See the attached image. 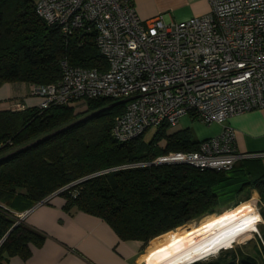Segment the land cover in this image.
Returning a JSON list of instances; mask_svg holds the SVG:
<instances>
[{"label":"trees","instance_id":"1","mask_svg":"<svg viewBox=\"0 0 264 264\" xmlns=\"http://www.w3.org/2000/svg\"><path fill=\"white\" fill-rule=\"evenodd\" d=\"M36 3L0 0V84L55 82L62 76L64 59L83 67L108 66L95 31L78 29L66 37L58 24H48L38 14ZM116 101L90 98L82 111L66 104L0 108V238L15 225L0 244V259L6 253L28 254L27 245L39 236L15 210L58 189L67 207L101 216L121 238L145 245L214 211L250 183L264 201V174L253 176L244 159L220 170L153 162L165 152L198 149L200 140L189 129L171 131L163 123L149 143L143 140L147 131L129 141L115 139L114 118L126 106H109ZM261 214L264 218V209ZM246 257L258 264L255 257Z\"/></svg>","mask_w":264,"mask_h":264},{"label":"built area","instance_id":"2","mask_svg":"<svg viewBox=\"0 0 264 264\" xmlns=\"http://www.w3.org/2000/svg\"><path fill=\"white\" fill-rule=\"evenodd\" d=\"M210 3L202 15L168 23L162 15L142 18L131 0H37L38 14L66 37L78 29L95 31L108 63L83 67L64 59L60 79L31 86L42 96L39 106L66 104L82 111L90 98H129L111 129L119 141L163 123L176 126L188 113L222 123L264 107V0ZM235 140L234 129L225 126L200 140L198 149L170 151L153 162L230 169L246 155Z\"/></svg>","mask_w":264,"mask_h":264},{"label":"crops","instance_id":"3","mask_svg":"<svg viewBox=\"0 0 264 264\" xmlns=\"http://www.w3.org/2000/svg\"><path fill=\"white\" fill-rule=\"evenodd\" d=\"M131 1L142 18L162 15L168 23L202 15L211 9L210 0ZM31 86V83L20 80L0 84V108L13 107L17 103L38 105L42 96L33 94ZM207 124L212 127L209 136L218 133L225 126L233 128L237 150L246 154L242 158L245 166L251 169L253 176L264 174V107L233 114L222 123ZM177 126L178 124L173 126L171 131L189 129L196 139L190 127ZM151 129L153 133L157 128ZM248 193L253 198L260 195L257 188L245 187L237 196ZM66 202V197L57 192L32 206L15 210L17 215L20 213V220L34 228L39 236L27 245L28 254L6 253L0 259V264H142L141 257L148 247L154 245L151 242L157 237L146 245L138 239H123L103 217L76 206L67 207ZM165 240L167 237H162L152 251L168 244V241L163 243ZM159 244L161 245L158 246ZM232 253L241 256L239 252ZM227 260L228 258L224 261Z\"/></svg>","mask_w":264,"mask_h":264},{"label":"bare ground","instance_id":"4","mask_svg":"<svg viewBox=\"0 0 264 264\" xmlns=\"http://www.w3.org/2000/svg\"><path fill=\"white\" fill-rule=\"evenodd\" d=\"M263 217L256 208L208 215L199 224L189 225L183 231L174 229V237L159 250L149 247L144 256L146 264H191L221 249H229L242 239L259 231ZM158 238V236H157Z\"/></svg>","mask_w":264,"mask_h":264},{"label":"rangeland","instance_id":"5","mask_svg":"<svg viewBox=\"0 0 264 264\" xmlns=\"http://www.w3.org/2000/svg\"><path fill=\"white\" fill-rule=\"evenodd\" d=\"M15 81V80H14ZM33 85V84H32ZM177 127H190L192 129V131L195 134V138L197 140H203L204 138H207L211 133H212V127L209 126L207 123H204V121L200 120L197 117H194L192 114L188 113V114H184V116L182 118H180L179 122H178V126ZM168 130H172V126L168 127ZM152 131L153 129H150L147 131L146 135L143 137V140L147 143H149L150 139L152 138ZM169 152H165L162 153L160 155L163 154H167ZM158 155V156H160ZM157 156V157H158ZM247 187H251V183L250 185H247ZM247 194L240 196H235L232 197L231 199H225L220 201L219 205L217 206V208H215L214 211H209V212H205L202 214H199L197 216H195L192 220L183 223L182 225H179L178 227H176L175 229H179V230H183L185 231L189 225L192 224H199L200 222H202L209 214L210 215H221V214H228V212H234V211H239V210H246L248 208H256V210H258V212L261 214V211L264 209V201L262 200L261 196L258 195L257 198H253L252 194L248 197ZM247 200V201H245ZM244 201V202H242ZM242 202V203H241ZM261 216L263 217V215L261 214ZM174 229L163 233L161 235L158 236V239L156 238L155 240H152L151 244L153 243L154 245L151 247L152 250L155 249L156 243L158 241H160V239H162V237L166 238L167 240H165L166 243L167 241L173 240L174 237H169L171 235ZM162 244V243H161ZM161 244H159L158 246H160ZM149 249V247H148ZM148 249H147V253H148ZM225 249V248H224ZM223 249H221L219 252L215 253L214 255H208L204 258H202L199 261L193 262L191 264H215L214 262H217V260H226V258L229 259L230 254H232V252L236 251L239 252V254L241 256H253L257 259L258 264H264V218H263V222H261L259 224V231L253 233L252 235H250L249 237L242 239L241 241L237 242L235 244L234 247L232 248H227L225 249L224 252H222ZM146 252L143 254V256L141 257V260L143 262H141L142 264H146L145 260H144V256H146ZM222 252V253H221Z\"/></svg>","mask_w":264,"mask_h":264},{"label":"water","instance_id":"6","mask_svg":"<svg viewBox=\"0 0 264 264\" xmlns=\"http://www.w3.org/2000/svg\"><path fill=\"white\" fill-rule=\"evenodd\" d=\"M129 99V98H128ZM128 99H121L119 101L114 102L113 104L109 105V106H113L116 105L118 103H124L126 102ZM61 189H58L57 191H55L54 193L59 192ZM53 194V193H52ZM15 226V225H14ZM13 226V227H14ZM13 227H11L6 234L2 237L0 244L3 242V240L6 238V236L11 232V230L13 229ZM225 251V249H223V252ZM224 264H253V260L250 259L249 257L246 256H235L232 257L230 259H228L227 261L224 262Z\"/></svg>","mask_w":264,"mask_h":264},{"label":"flooded vegetation","instance_id":"7","mask_svg":"<svg viewBox=\"0 0 264 264\" xmlns=\"http://www.w3.org/2000/svg\"><path fill=\"white\" fill-rule=\"evenodd\" d=\"M232 257H234V256L232 255L230 258H232ZM230 258H229V259H230Z\"/></svg>","mask_w":264,"mask_h":264}]
</instances>
